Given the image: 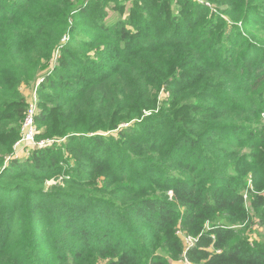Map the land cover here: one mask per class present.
I'll return each instance as SVG.
<instances>
[{
    "label": "trees",
    "instance_id": "obj_1",
    "mask_svg": "<svg viewBox=\"0 0 264 264\" xmlns=\"http://www.w3.org/2000/svg\"><path fill=\"white\" fill-rule=\"evenodd\" d=\"M83 1L0 0V264H264V0Z\"/></svg>",
    "mask_w": 264,
    "mask_h": 264
},
{
    "label": "rangeland",
    "instance_id": "obj_2",
    "mask_svg": "<svg viewBox=\"0 0 264 264\" xmlns=\"http://www.w3.org/2000/svg\"><path fill=\"white\" fill-rule=\"evenodd\" d=\"M88 0H85L83 2H87ZM120 2H122V0H119ZM117 0H113V1H107L104 5V11L107 14V19L106 22L110 23L113 21H116L119 19L120 14L118 12V10L115 8L116 5H119ZM123 2H126V4L129 6L131 4V0H123ZM28 8V7H27ZM25 8L27 11L28 9ZM115 9V10H114ZM30 10V8H29ZM129 9L127 7L126 12L124 13L123 18L126 17L128 15ZM70 24L72 25V23L75 24L76 28H77V24L80 26V29L83 31L84 34H87L88 32H90V28L86 26V21H87V15H82L79 19V21H76V16H71L70 18ZM82 33V32H81ZM82 33V34H83ZM73 38L72 34L68 33L65 36H63L61 43L65 44L67 41H69V39ZM55 63V58L52 61L51 66H53ZM54 69V66L51 67V71ZM40 83L39 81L34 85V87L32 86L33 89V93L27 89L25 86H22L20 88L21 91H25L26 95L28 96V100L34 95L35 100L37 101V103L40 100V95L37 92L39 90L40 87ZM33 94V95H32ZM166 96L168 95V93L165 94ZM38 110H39V104H38ZM37 110V111H38ZM38 125V122H36V127ZM39 129V128H38ZM39 131H41L39 129ZM115 134V132L112 133H107V134ZM40 133H38L35 136V140L34 143L32 144H26L25 142H19V140L15 143V152L13 154V159H17V160H27L36 149H43V148H51L53 146L57 147L59 146L60 148H62V145H67L68 143V139L67 137H62V138H57V137H52V138H47V137H40L39 136ZM19 142V143H18ZM63 149V148H62ZM66 150L63 149V153H65ZM67 176H65L64 171L56 173L55 175H53V177L45 180L44 182V188L46 190V192H51V191H56L59 189L62 190H66L68 189L67 186H65V178ZM99 185L98 186H90L89 189L92 190L94 188H102L103 186L102 181L100 180V178L98 179ZM251 185V183H249ZM250 189H252V186H250ZM70 191H79V189H74L71 187ZM243 233H244V237L246 239H248L250 241L251 245H254L256 242L260 243L263 242V234H264V229L259 225V223L257 222V220H254L253 223H251L249 226H243ZM40 235L38 234L37 237H39ZM181 238L183 240V243L186 245L191 244L192 242H194V240L192 238H188V237H184L181 235ZM50 240V239H48ZM183 259V257L176 261V264H186L184 261H181ZM97 264H107V260H100Z\"/></svg>",
    "mask_w": 264,
    "mask_h": 264
},
{
    "label": "built area",
    "instance_id": "obj_3",
    "mask_svg": "<svg viewBox=\"0 0 264 264\" xmlns=\"http://www.w3.org/2000/svg\"><path fill=\"white\" fill-rule=\"evenodd\" d=\"M38 103L34 98V95L29 100V105L23 120V124L21 127V138L19 142H25L26 144L34 143L35 136L37 134V127H36V115L38 113ZM18 142V143H19ZM13 157V155L11 156ZM193 242L187 246H191ZM181 261H184L186 264H192L189 262L185 257Z\"/></svg>",
    "mask_w": 264,
    "mask_h": 264
}]
</instances>
